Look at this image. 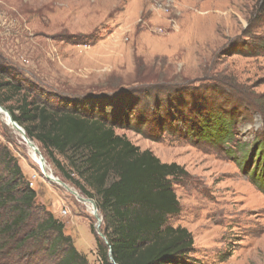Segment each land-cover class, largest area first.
Returning <instances> with one entry per match:
<instances>
[{
    "label": "rangeland",
    "instance_id": "1",
    "mask_svg": "<svg viewBox=\"0 0 264 264\" xmlns=\"http://www.w3.org/2000/svg\"><path fill=\"white\" fill-rule=\"evenodd\" d=\"M0 73L20 89L5 107L104 97L95 112L124 114L116 134L185 170L169 224L191 234L190 264H264V191L251 179L264 169L254 158L264 141V0H0ZM206 115L231 117L227 143L186 133ZM0 145L36 192L35 216L51 213L88 264H102V222L45 179L2 116Z\"/></svg>",
    "mask_w": 264,
    "mask_h": 264
},
{
    "label": "trees",
    "instance_id": "2",
    "mask_svg": "<svg viewBox=\"0 0 264 264\" xmlns=\"http://www.w3.org/2000/svg\"><path fill=\"white\" fill-rule=\"evenodd\" d=\"M1 89L8 96L0 97V105L13 121L39 145L65 181L95 202L105 240L101 242L92 227L90 232L102 264H190L191 234L169 224L181 211L173 188L187 176L181 166L161 163L151 151H141L116 134L117 124L125 122L124 114L106 112L108 104H100L95 112L104 97L91 105L24 98L13 108L5 103L19 93L18 84L0 82ZM232 125L229 116L228 120L200 116L187 124L186 133L224 144L230 140ZM259 144L255 163L264 166V141ZM262 172L251 179L264 191ZM36 197L16 161L0 145V264H88L65 235L61 221L43 209L35 216Z\"/></svg>",
    "mask_w": 264,
    "mask_h": 264
},
{
    "label": "water",
    "instance_id": "3",
    "mask_svg": "<svg viewBox=\"0 0 264 264\" xmlns=\"http://www.w3.org/2000/svg\"><path fill=\"white\" fill-rule=\"evenodd\" d=\"M0 116H2L5 120L6 125H8L9 127H11V129L18 134V136L20 137V139L22 140V142L30 149L34 150L40 157V162H41V166H40V170L41 173L44 174V164H45V160L42 157L38 147H36V145L34 144V142H32L30 139H28V137L25 134V131L16 123L13 121L11 114L9 113L8 110H6L3 106L0 105ZM47 181L51 182V183H56L58 185H63V187H65V189L73 194H76V192L72 191L70 188H68L67 186H65L58 178H55L52 174L50 177H48L46 179ZM85 203H88L91 205L92 207V212L98 222V224H100L102 222V219L100 218V216L98 215V210L96 207V204L93 200L91 199H84ZM102 239H104V237L101 235ZM105 240V239H104ZM109 259L110 261H113L112 257H111V253L109 252Z\"/></svg>",
    "mask_w": 264,
    "mask_h": 264
},
{
    "label": "bare ground",
    "instance_id": "4",
    "mask_svg": "<svg viewBox=\"0 0 264 264\" xmlns=\"http://www.w3.org/2000/svg\"><path fill=\"white\" fill-rule=\"evenodd\" d=\"M30 155H31L33 161H34V162L39 166V168H40V166H41L42 164H41V162H40V157H39V155H38L34 150H32V149H30ZM44 166H45V168H44V174H42V175L45 177V179H47L48 177L51 176V172L49 171V169H48V167H47L46 164H44ZM61 186L63 187V185H61ZM64 188H65V187H64ZM65 190H66V189H65ZM73 196H74L76 199H78L79 201H82L83 203H85V202H84V198H81V197L78 195V193L73 194ZM85 204H88V203H85ZM88 205L90 206V212L93 214V212H92V208H91V205H90V204H88ZM93 216H94V214H93Z\"/></svg>",
    "mask_w": 264,
    "mask_h": 264
},
{
    "label": "built area",
    "instance_id": "5",
    "mask_svg": "<svg viewBox=\"0 0 264 264\" xmlns=\"http://www.w3.org/2000/svg\"><path fill=\"white\" fill-rule=\"evenodd\" d=\"M63 214H64V215H66V213H65V212H64Z\"/></svg>",
    "mask_w": 264,
    "mask_h": 264
}]
</instances>
